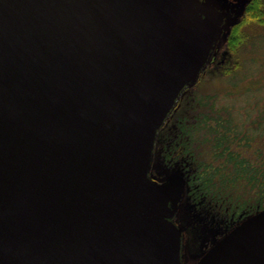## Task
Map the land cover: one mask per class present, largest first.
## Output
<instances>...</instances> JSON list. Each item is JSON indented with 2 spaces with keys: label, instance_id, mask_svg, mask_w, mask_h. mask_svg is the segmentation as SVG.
Returning a JSON list of instances; mask_svg holds the SVG:
<instances>
[{
  "label": "water",
  "instance_id": "water-1",
  "mask_svg": "<svg viewBox=\"0 0 264 264\" xmlns=\"http://www.w3.org/2000/svg\"><path fill=\"white\" fill-rule=\"evenodd\" d=\"M193 0H0V264H182L158 131L226 39ZM197 264H264V210Z\"/></svg>",
  "mask_w": 264,
  "mask_h": 264
},
{
  "label": "trees",
  "instance_id": "trees-1",
  "mask_svg": "<svg viewBox=\"0 0 264 264\" xmlns=\"http://www.w3.org/2000/svg\"><path fill=\"white\" fill-rule=\"evenodd\" d=\"M246 13L249 22L243 19L228 38L232 52L246 41L243 35L238 36L244 26H264V0H250ZM198 105L211 114H198L193 126L173 114L161 131L156 156H161L167 134L177 126L182 141L180 145L169 144L166 159L175 165L178 162V169L187 180L184 208L189 204L202 211L205 208L220 216L230 231L264 210V147H256L257 134H262L264 125L259 120L252 129H242L232 115L216 111L209 100L203 99ZM247 153L250 157L245 156Z\"/></svg>",
  "mask_w": 264,
  "mask_h": 264
},
{
  "label": "rangeland",
  "instance_id": "rangeland-1",
  "mask_svg": "<svg viewBox=\"0 0 264 264\" xmlns=\"http://www.w3.org/2000/svg\"><path fill=\"white\" fill-rule=\"evenodd\" d=\"M193 1L198 3L206 1L219 11H232V18H235V21L226 23L227 26L224 28L226 39L221 41L213 61L203 72L198 84L185 94L176 110L177 119H185L189 126L195 125V117L198 114L202 116L208 113L200 108L198 102L207 99L214 105L216 111L219 110L223 115H232L242 129H252L259 120L264 125V107L261 108V105H264V26L249 23L244 26L242 33L238 34L241 37L243 35L246 41L234 52L227 45L234 27L243 19L249 22L246 8L250 0ZM179 131L177 126L173 127L164 140L161 156L159 158L156 156L153 172L159 181L165 180L170 174L185 178L178 169L180 167L178 162L175 165L166 159L169 144L171 142L175 145L181 144ZM257 136L259 137L256 147L260 145L264 147V131ZM170 152L171 149L169 154ZM245 156L250 157L248 153ZM180 214L177 223L186 232L183 264H197L201 257L228 232L225 229L227 225L220 216L214 215L205 208L202 211L192 204L181 210Z\"/></svg>",
  "mask_w": 264,
  "mask_h": 264
}]
</instances>
